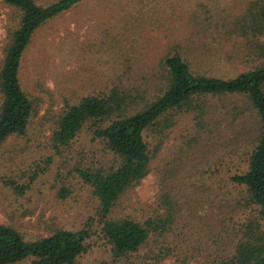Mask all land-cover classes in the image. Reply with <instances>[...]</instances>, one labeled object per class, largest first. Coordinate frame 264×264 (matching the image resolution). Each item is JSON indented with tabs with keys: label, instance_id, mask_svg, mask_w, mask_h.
Wrapping results in <instances>:
<instances>
[{
	"label": "rangeland",
	"instance_id": "obj_1",
	"mask_svg": "<svg viewBox=\"0 0 264 264\" xmlns=\"http://www.w3.org/2000/svg\"><path fill=\"white\" fill-rule=\"evenodd\" d=\"M46 4L52 0H36ZM249 0H80L46 19L32 33L20 59L19 81L32 111L23 134L0 143V222L14 226L25 238L44 235L55 226L77 229L94 215L97 200L90 186L69 168L81 163L108 168L117 155L85 127L61 154L48 144L56 114L66 102L110 86L153 88L159 58L178 51L194 71L229 77L251 66L245 38L226 24L242 13ZM13 9L0 0V57ZM14 19V20H13ZM216 104L247 105L242 97H213ZM230 101V102H229ZM224 110V109H223ZM219 116L215 141L184 150L195 132L189 114H179L166 130L150 169L123 193L112 215L137 220L151 214L159 191L158 168L168 164L175 174L166 188L175 213L170 228L151 232L135 252L113 258L109 244L93 225L87 248L74 264H205L231 253L232 241L246 219L257 214L244 200L242 184L229 179L244 170L252 133L244 131L251 116L229 128V114ZM249 125V126H248ZM148 147L157 142L148 132ZM14 185H22L15 189ZM67 188L60 196L58 190ZM10 264H30L29 258Z\"/></svg>",
	"mask_w": 264,
	"mask_h": 264
},
{
	"label": "trees",
	"instance_id": "obj_2",
	"mask_svg": "<svg viewBox=\"0 0 264 264\" xmlns=\"http://www.w3.org/2000/svg\"><path fill=\"white\" fill-rule=\"evenodd\" d=\"M13 9L15 23L8 26L0 57V143L8 135L23 134L32 111V104L19 81L20 59L33 31L46 19L68 9L80 0H52L40 4L36 0H2ZM13 19V20H14ZM230 31L245 38L251 66L223 77L192 70L178 51L159 58L158 73L151 80L153 88L110 86L106 91L81 95L66 102L56 114L48 136L53 150L62 153L76 133L85 127L101 143L117 155L116 164L108 168L92 167L75 159L69 172L88 184L97 200L94 215L77 229L55 226L48 233L25 238L14 226L0 222V264L24 258L30 264H74L86 250L94 224L109 244L113 258L121 261L140 248L151 232L161 234L170 228L174 218V200L166 188L175 174L168 164L158 168L159 191L156 206L144 219L112 215L119 197L134 186L150 169V162L179 114H189L195 132L184 150L198 142H213L219 134L220 122L214 116L229 114V128L240 124L243 111L255 122L244 131L252 132L245 152L244 170L229 179L242 184L244 200L258 207L257 214L244 221L240 233L232 241L231 253L216 257L205 264H264V0H249L242 13L231 16ZM213 97H242L247 105L242 110L216 104ZM224 109V110H223ZM249 126V125H248ZM250 128V129H248ZM155 133L157 142L148 147L147 133ZM22 185H14L22 189ZM17 189V190H18ZM67 188L61 187L63 196ZM102 264H106L102 262Z\"/></svg>",
	"mask_w": 264,
	"mask_h": 264
}]
</instances>
